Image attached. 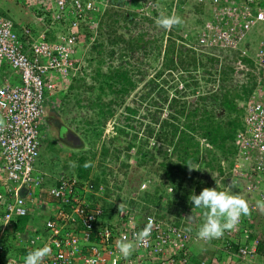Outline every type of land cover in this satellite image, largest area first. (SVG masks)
Returning a JSON list of instances; mask_svg holds the SVG:
<instances>
[{"label":"built area","instance_id":"2783aa9c","mask_svg":"<svg viewBox=\"0 0 264 264\" xmlns=\"http://www.w3.org/2000/svg\"><path fill=\"white\" fill-rule=\"evenodd\" d=\"M189 1L174 0L173 10L186 7ZM194 2L203 6L210 2V12L199 25L182 33L184 44L196 52L212 49L235 52L241 59L237 62L241 82L247 81L248 74L256 80L245 102L243 127L235 136L234 164L226 187L241 188L242 197L250 201V214L219 238L227 240L226 250L232 249L234 241L238 247L236 256L252 263L261 253V241L251 238L250 225L260 205H264V0ZM21 3L36 11H50V20L48 23L42 20L40 30L24 27L25 42L19 37L13 19L0 13V65L7 63L12 74L19 78L13 81L9 75L0 79V264H24L29 251L44 245L51 252L43 264H193L191 243L211 241L200 240L197 232L187 231L184 221L177 224L141 212L113 195L116 191L113 183L97 184L91 177L62 176L55 185L45 184V173L36 164L43 141L48 93L70 82L74 74L83 73L85 62L78 52L96 41L104 7L110 1L21 0ZM145 3L140 11L152 17L156 5L152 0ZM87 27L92 31L89 37L84 31ZM58 29V39L50 40L49 33ZM254 29L261 32V37L253 50L249 36ZM247 58L251 63L242 60ZM179 88L183 89V84ZM156 144L159 146L160 142ZM130 152L135 153L136 147ZM150 181L144 180L140 191L147 190ZM37 208L48 210L44 228L33 234L29 231L26 235L19 234L16 241L21 245V254L9 256L2 241L7 230ZM108 215L116 219L109 221ZM149 224L150 236L137 241L136 234ZM122 238L135 244V250L127 258L121 257L116 247ZM232 257L197 259V262L231 264Z\"/></svg>","mask_w":264,"mask_h":264},{"label":"trees","instance_id":"16d2710c","mask_svg":"<svg viewBox=\"0 0 264 264\" xmlns=\"http://www.w3.org/2000/svg\"><path fill=\"white\" fill-rule=\"evenodd\" d=\"M164 4H166L165 7H169L167 15L171 16L173 1L166 0ZM135 5L138 6L139 3ZM118 7H120L119 4ZM155 9L158 11L157 6ZM199 10L202 11L201 13H205L203 6ZM38 11L41 15L45 14V21L48 23L50 20L48 12L50 11L47 13L42 10ZM158 12L154 11L153 16L148 17L138 14L137 10L134 9L125 15L124 18L128 22L126 30L130 33V37L127 39L123 35L118 34L116 27L112 28L113 22L107 21L106 29L111 30L108 40L113 45V49L109 52V55L113 57L117 52L114 46L120 45L122 42L126 43L124 49L129 50L131 53H136V51L145 47L147 45L144 44L146 41L149 44L150 36H152L150 29L156 25L155 21L157 20L156 16L159 15ZM4 15L11 18L6 14ZM114 15L117 14L112 13L110 9H107L105 12L106 18H111V20ZM114 21L118 22V19ZM101 23H103L102 19L100 21V28ZM174 28L177 29L178 26H174ZM186 28L182 27V33L185 32ZM176 29H174L175 33ZM23 30L20 34L19 30L16 29L19 37L26 42L27 36ZM84 31L86 37L91 36L92 31L88 27ZM99 33L100 29L98 37ZM98 37L89 46L90 51H97L98 48L103 46V42H98ZM178 37L182 38L181 34ZM175 39H170L169 45L166 47L163 65L168 71L173 72L176 70L179 73L180 77L177 79L179 83H183L184 88L181 90L180 88L178 89V86L174 85V90L179 94L181 93L183 97L193 95V99L188 102L187 100L184 101L178 98V96L170 98L166 93L163 95L161 93L163 88H160L162 90L157 94L160 98H156L152 101V104L162 109L161 112L167 104L170 112L166 118H162L161 112L154 114L151 122L155 124L158 130L155 133L156 128L150 124L147 128V134L148 137H155L158 142H161V146L155 151L152 149L144 151L140 147L138 149V160H136L135 171H138L140 167L148 166V163H150L154 171L157 172V176L163 179H160L157 183L154 182L151 189L140 191L144 178L142 175L135 176L131 173L126 182L123 183L126 188L125 190L123 187L127 192V197H122L121 194L117 193L116 198L133 208L141 209V212L153 213L161 219H171V221H175L177 224L184 221L185 226L188 228L192 226V223L185 218L187 211L194 212L195 214L198 212L199 216L203 215V210L193 209L189 200L190 195L193 192L198 195L205 187H215L217 183L221 189H226L227 187V180L231 176L230 168L234 164V154L236 152L234 145L235 136L238 130L243 127L242 114H244L245 102L254 90L256 80L255 77L248 74L247 81L241 82L237 71V62L241 59L235 52L221 49L196 52L193 48L183 43H178L177 41L180 40H177V38ZM129 52L127 54L122 53L121 58L126 57ZM242 60L251 63L249 58ZM100 63L102 62L100 61ZM124 64L126 63L116 67L108 74H103L100 66L97 65L99 68L95 71L94 75L96 81H99L97 84H90L88 86V90L99 91L93 103V105H99L98 117L96 120L88 121V126L97 124V127H93L94 129L91 132L87 131L86 133L90 132L91 135L100 137L102 132L98 128L99 125L104 127L107 120L114 116L115 109L112 105H121L124 101V96L136 87V83ZM201 68L205 71V75L215 77L214 79L219 81L218 89H211L201 94L197 93L200 79L193 72L200 71ZM80 80L82 81V78ZM169 85L172 87L171 83ZM107 88L110 94L115 95V99L113 98L108 103L104 100V97L108 95ZM157 88H159V84L152 87L148 96L154 93ZM62 107L64 108V106ZM127 110L129 115L127 119L130 122L132 116L137 113V110L129 106ZM222 111H225L223 115L221 114ZM115 134V136L110 138L111 145L104 146L102 156L105 158L111 156L112 160L119 158L118 155L122 152H127L128 156H130L129 152L135 147L137 134L130 136L126 128H118ZM78 161L80 165L77 173L78 176L84 179L88 178L90 174V160L88 161L87 156L83 154L78 157ZM123 165L125 167L128 166L127 164ZM53 177L50 174L48 178L45 177V184L54 185L55 178L53 180ZM51 180L54 181V184L53 182L49 184ZM94 181L97 184H107L106 182H108L106 179L101 182L98 176ZM169 188H172L173 191L169 192ZM108 195L111 194L108 192ZM29 219V216L19 218L17 229L23 231ZM262 234L258 231L255 233L252 231L251 238L264 240ZM232 243L234 245L231 250H228V254L233 256V254H236L238 247L234 241ZM263 250L264 244L261 243L260 252L263 253ZM216 259L219 260L220 257H216ZM238 260L240 259L238 258Z\"/></svg>","mask_w":264,"mask_h":264},{"label":"rangeland","instance_id":"374dc122","mask_svg":"<svg viewBox=\"0 0 264 264\" xmlns=\"http://www.w3.org/2000/svg\"><path fill=\"white\" fill-rule=\"evenodd\" d=\"M137 1H135V4L139 3L138 6L133 3L134 0H113V2L110 1V3L104 7L105 9L102 18L103 23H101V28H99L100 33L98 37V42H103V46L98 48L97 51H90L89 49L86 51V54L82 53L84 56L83 58H85V67L82 71L83 73L76 74L75 90L70 91L67 94V97H64L65 99L62 100V104L55 103V107H49V115L46 113L44 117L45 123L42 128L43 141L40 158L36 164L37 168L40 167L42 170L44 169L46 178H48L49 174L54 176L53 180L54 178L57 179L62 176L78 175V168L80 166L78 157L84 154L87 156L88 161L90 160L89 163H91L90 174L92 173L93 175H96L97 173L108 171L106 179L107 181L110 180L109 184L113 183V186L117 189L113 192V195L116 196L118 193L121 194L122 197H127V192L125 191L126 188L123 183L126 182L131 173L135 176L142 175L144 179L150 178L152 181L149 184L150 189L153 187L154 182L157 183V181L163 179L162 177L157 176V172L154 171V168L150 165V163H148V166L140 167L138 171H135L137 164L136 160H138V149L142 147L144 151L151 149L155 151L161 146V142L160 145L157 146V139L155 137H148L147 134V128L150 124L156 128L155 133L158 130L157 127H155V124L151 122V118L154 114L161 112L162 110L152 104V101L156 98H160L157 95L158 92L162 90H160V88H163L161 93L163 95L166 93L170 98L178 96V98H181L184 101L187 100L188 102L193 99V95L183 97L181 93L179 94L174 90V85L178 86L179 89L180 84H183L179 83L177 79L180 77L179 73L176 70L173 72L168 71L163 63L165 61L164 55L166 47H168L170 39L174 40L177 38V40H180L177 42L182 43L184 40L183 37H178L182 33V27L184 26L185 28L188 23H193L194 20L200 16L202 11L197 8L198 5L194 2V0H190L187 6L181 9L177 8L176 10H173L174 5H172L171 15H177L182 19V23L177 25L178 28L176 29V33H170L172 32L171 30H165L156 23V25L150 29L152 36H150L151 39L149 44L146 41L144 43L145 45L147 44L145 47L139 49L136 53H131L129 50L124 49L126 43L122 42L120 45L114 46L117 52L113 57H111L109 52L113 49V45H111L108 40L109 32L111 30L106 29V23H108L107 21L113 22L112 28L116 27L118 34L123 35L126 39L130 37V33L126 30L128 22L124 16L132 12L134 9L137 10L138 14H142L140 9L144 4H146V0ZM152 1L158 7L159 12L156 9H153L159 13V15L156 16L157 19L161 16H168L167 11L169 7H165L166 4H164V1L166 0ZM170 1L174 2V0ZM117 4H119L120 7H118ZM17 5H13V9L17 11V14L19 15V4ZM107 9H110L112 13L117 14L112 17V20L111 18L109 19L105 16ZM24 11L26 12L27 10L24 9ZM24 11H21L20 14ZM154 11L152 12V15L154 14ZM12 13L16 16L15 12ZM13 15H11L12 18ZM116 19H118V22L114 21ZM260 34L261 32L254 29L249 36V40L252 39L251 42L253 44V50L254 47L256 48L258 45V40L261 37ZM99 51H101V53H99ZM127 52H129L128 55L121 58V54H127ZM100 61L102 63L99 64ZM123 63H126L124 66L130 72L132 79L136 83V87L132 89L129 94L124 96V101L121 105H112L115 109L114 116L107 120L104 127L102 125H99L98 127L102 132L101 136L98 137L91 135L90 132L95 128V126L97 127V124L88 126V121L96 120L98 117L99 105H93V103L99 91L88 90V86L90 84H97L99 81H96L94 75L95 71L99 68L98 66H100L103 74H108ZM204 72L205 71H203L202 68L200 71L193 72V74L200 79L197 91L199 94L206 93L211 89H218L219 86V81L214 79L215 77L205 75ZM81 78L82 81L80 80ZM170 83L172 87H170ZM157 84H159V88L148 96L152 87ZM106 91L108 92V95L104 97V100L108 103L113 98L115 99V95L110 94L108 88ZM62 106H64V108ZM128 106L137 110V113L132 116V120L130 122L127 119V116H129L127 113ZM169 112L170 111L166 104L164 106V110L160 114L162 115V118H166ZM224 113L225 111H222L221 114L223 115ZM61 123H64L70 129L66 127L61 128ZM59 127L60 137L58 134ZM118 128H126L129 131L130 136L137 134V138L135 140L136 152H129L130 156H128L127 152H122L118 155L119 158L114 160H112L111 156L105 158L102 156L103 148L104 146L107 147L111 145L110 138L116 135L115 133ZM70 131L76 132L80 137L81 143L80 145L78 144L79 146L74 144L72 145L73 141L69 137V135L72 134ZM87 131L90 132L86 133ZM123 164H127L128 166L125 167ZM120 187H124L125 190L124 188L120 190ZM232 191L234 193L236 192L235 189ZM259 216L261 217L259 220H264V215L262 213ZM111 218L114 219V215L111 216ZM42 220H46V216H43ZM260 230L261 228L258 229V231ZM240 262L241 263L239 264H252L246 263L242 260Z\"/></svg>","mask_w":264,"mask_h":264},{"label":"crops","instance_id":"0c3cea01","mask_svg":"<svg viewBox=\"0 0 264 264\" xmlns=\"http://www.w3.org/2000/svg\"><path fill=\"white\" fill-rule=\"evenodd\" d=\"M110 1L113 2V0H110ZM209 3H207L206 6L198 5L196 3L199 8H201L202 6L205 8V10H204L205 13H201L200 16H198L194 20L193 23H188L187 26L185 25L187 27L186 30L190 26L199 25V23L202 21V17L204 18V15H208L209 14V12H210V10H209L210 9V4ZM17 4H19V15L17 14V11H15L13 9V5L16 6ZM24 9H26L27 11L25 12ZM21 11H24V12L22 14H20ZM12 12H15L16 16H14ZM0 13H2L3 15L6 14V15H8L10 17H11V15H13V18L12 17L11 18L13 19L14 24L16 26V29L19 30L20 34L22 33V29L24 27H34V30H37V29L40 30L42 28V25L44 24L42 22V20L43 21L46 20L45 16L43 14L41 15L39 11L33 10L32 6L29 7V5L28 6L24 5L23 3H21V0H0ZM174 29H176V28H174V27L171 28V31L174 32ZM58 31H59V29L58 30H52L49 33V39L50 40L58 39V33H59ZM181 36H182V33H181ZM183 41H182V43L184 44ZM87 50H89V48L85 49L84 47H82L80 49V51L78 52V55L83 56L82 53L86 54ZM12 73L13 72L10 70V68L7 65V63L3 62L0 65V79H2L3 77L11 75L12 76L11 78H12L13 81H19V78L16 76V74L14 75ZM75 77H76V74L73 75L72 80L70 82H67L65 85L61 84L59 89L57 88L54 92L50 91L48 93L47 100H46V113H47V115H49V107L50 108L51 107H55V105H56L55 103L62 104V100L65 99L64 97H67V94L70 91H74L75 90V88H76V85H75L76 84V80H75L76 78ZM46 113H45V115H46ZM45 115H44V117H45ZM44 119L45 118H43V125L45 123ZM43 125H42V128L44 127ZM61 126L62 127L65 126L66 128H69L64 123ZM60 127H59V129H60ZM72 133L77 135V133L74 132V131H72ZM42 135H43V132H42ZM38 168H39V170L44 172V169L42 170L40 167H38ZM107 172L97 173L96 175H93L91 173V174H89V177H91V178H93L95 180L96 177L98 176L101 179V182H103L107 178ZM58 180H59V178H57V179L55 178V184L58 182ZM106 181H107V179H106ZM52 182L54 184L53 180H51L49 182V184H52ZM109 182H110V180L108 182H106V183H109ZM236 186H234L231 189L232 190L235 189L236 190L235 194H238V195L242 196L241 188H239L238 186L236 187ZM121 188L123 189V187H120L119 189L122 190ZM263 188H264V186H263ZM226 190H230V189L227 188ZM100 201L101 202L103 201V203H105V200H101L100 199ZM248 202H250V201H248ZM105 204L108 205L107 202ZM263 208H264V206L262 207L260 205V209L258 210V212H256L254 214V217L252 218L253 221H252V224L250 225V227L252 228L253 233H255L256 231H258V229L261 228V230L258 231V232L260 234L263 233L262 234V238L264 239V220H259L261 218L259 215H261V213L264 215V209ZM188 212H191V211H187V213ZM192 213L194 214V219H190V218H187V217H185V218L192 223V226H190L191 229H192L191 231L192 232H197L199 227H200V225L204 221V215L199 216L197 214L198 212L196 214L194 212H192ZM47 215H48V210H42V209L37 208V210L36 209L34 210L33 214L29 215L30 219H29V221H28V223L26 225V228L23 231H20L19 229H17L18 223L13 224L12 227L9 228V230H7V232H6L5 236L3 237L2 241L7 247V252L9 253V256H18V255L21 254L20 253L21 252V245L17 243L16 240H19V239H17L16 237H18L19 234L26 235L27 231H29V232H31L33 234L37 230H39V231L42 230L44 228V223H45V220L43 221L42 217L43 216L47 217ZM107 219L110 221L112 218H111V216L108 215ZM115 219H116V217H115ZM260 224H262V225H260ZM260 241H261V243L264 244V240H260ZM227 243H228L227 240H224V239L223 240L214 239L210 243H207V244H204L202 242H192L190 247H191V254L193 255V264H198L197 259L200 260V259H204V258H210V259L214 260V259H216V257H220V259H226L228 255H231V254H228V250L225 249ZM236 255L237 254H233V257H232L233 261L235 259H236V261L231 262V264H239V263H241L240 262L241 260H238V258H236L237 257ZM251 262H252V264L253 263L254 264H264V255H263V253L262 252L259 253L256 256V258L253 261H251ZM242 264H244V263H242Z\"/></svg>","mask_w":264,"mask_h":264},{"label":"clouds","instance_id":"9594fccd","mask_svg":"<svg viewBox=\"0 0 264 264\" xmlns=\"http://www.w3.org/2000/svg\"><path fill=\"white\" fill-rule=\"evenodd\" d=\"M156 23L165 30H170L174 26L180 25L182 19L177 15L161 16L156 20ZM232 184H235V181H232ZM189 200L193 209L203 210L204 221L197 231L198 238L203 241L221 238L225 231L233 229L240 223L242 217L250 214L249 204L242 196L235 194L232 190L221 189L218 183L215 187H205L198 195L193 192ZM150 229L151 224L136 234V240L144 241L148 238ZM186 230L191 231L192 229L188 227ZM116 247L123 258L129 257L135 250V244L127 238L118 240ZM50 252L51 249L47 245L34 248L24 257V264H43L44 258Z\"/></svg>","mask_w":264,"mask_h":264},{"label":"water","instance_id":"95a60500","mask_svg":"<svg viewBox=\"0 0 264 264\" xmlns=\"http://www.w3.org/2000/svg\"><path fill=\"white\" fill-rule=\"evenodd\" d=\"M63 127H65V126H63ZM63 127H61V128H63ZM71 133H72V132H71ZM58 134H59V137H60V129H59V131H58ZM69 137L72 139L74 145H78V144L81 143V139H80V137H79L78 135L72 133L71 135H69ZM186 217H187V218H189V217H193V218H191V219H194V214H193L192 212H188V213L186 214Z\"/></svg>","mask_w":264,"mask_h":264},{"label":"flooded vegetation","instance_id":"af4514ba","mask_svg":"<svg viewBox=\"0 0 264 264\" xmlns=\"http://www.w3.org/2000/svg\"><path fill=\"white\" fill-rule=\"evenodd\" d=\"M118 5V4H117ZM183 87H184V85H183Z\"/></svg>","mask_w":264,"mask_h":264}]
</instances>
